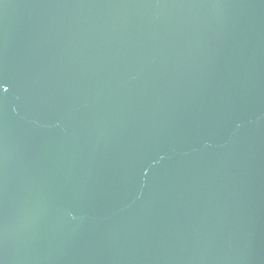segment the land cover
Segmentation results:
<instances>
[{
    "label": "water",
    "instance_id": "obj_1",
    "mask_svg": "<svg viewBox=\"0 0 264 264\" xmlns=\"http://www.w3.org/2000/svg\"><path fill=\"white\" fill-rule=\"evenodd\" d=\"M0 264H264V0H0Z\"/></svg>",
    "mask_w": 264,
    "mask_h": 264
}]
</instances>
